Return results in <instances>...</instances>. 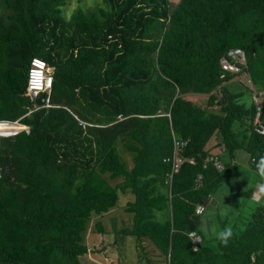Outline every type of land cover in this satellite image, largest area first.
<instances>
[{
	"label": "trees",
	"instance_id": "trees-1",
	"mask_svg": "<svg viewBox=\"0 0 264 264\" xmlns=\"http://www.w3.org/2000/svg\"><path fill=\"white\" fill-rule=\"evenodd\" d=\"M67 1L0 0V119L28 126L0 137V264H100L79 260L89 222L126 191L131 223L119 235L133 237L137 262L264 264V201L234 212L210 201L237 151L255 171L250 158L264 152L251 125L252 90L264 95V0H97L64 18ZM230 47L246 53L247 90L218 77ZM32 57L52 67L55 107L25 92ZM171 132L192 163L166 185ZM214 135L223 158L206 147ZM197 204L205 217L193 221ZM226 226L224 246L215 234Z\"/></svg>",
	"mask_w": 264,
	"mask_h": 264
},
{
	"label": "rangeland",
	"instance_id": "rangeland-1",
	"mask_svg": "<svg viewBox=\"0 0 264 264\" xmlns=\"http://www.w3.org/2000/svg\"><path fill=\"white\" fill-rule=\"evenodd\" d=\"M169 1L175 3L177 0ZM96 4H99L97 0H68L62 7V16L68 18L69 14L74 9L79 7L84 10H89ZM231 83H236L237 86L246 90L249 87L246 78H237V81ZM262 96L263 95L261 94V97ZM205 99L206 95L198 96L195 98V103H204ZM213 137L214 136H212L207 143H209ZM118 153L123 159L128 161V156L122 152L120 147H118ZM126 166H129L127 162ZM257 177L258 175L253 173L246 164L234 162L232 174L221 185L216 196H214L215 198H213L215 203H218L220 211L234 212L237 209L238 211H242L244 207H240L241 204L247 206L260 203L255 201L251 195L256 189V187H254L255 183L252 179H259ZM114 181H112L111 184H113ZM259 183L260 180H258L256 185ZM245 188H247L246 192L244 191ZM132 199L133 195L130 192H118L116 203L112 208L101 216L97 215L92 217L85 236L87 252L79 257L80 261L100 264H144V261H136L138 249L135 248L133 237L126 235L121 238L119 235V230L131 223V213L126 212L124 206L127 201H131ZM207 214H209V208H207ZM204 217L205 216L200 215V219ZM97 220L100 222L103 232L97 231L94 225ZM144 246L148 248L149 244L146 242L144 243ZM148 256L151 258L159 257V255H156L155 253L148 254Z\"/></svg>",
	"mask_w": 264,
	"mask_h": 264
},
{
	"label": "built area",
	"instance_id": "built-area-1",
	"mask_svg": "<svg viewBox=\"0 0 264 264\" xmlns=\"http://www.w3.org/2000/svg\"><path fill=\"white\" fill-rule=\"evenodd\" d=\"M219 66V79H224L227 74H233L238 78H246L248 81V72L246 64V53L243 49L239 47H230L226 49L218 58ZM52 84V67L48 66L46 62L39 57H32L29 60L27 71H26V82H25V92L31 99H39V105L36 108H50L56 105L52 104L50 101V91ZM261 93L258 94L252 90V101L255 107L254 115L252 118V130L254 133L258 134L264 140V123L261 120L260 114L262 109ZM79 124L84 125V122L79 121ZM20 131L28 132V126L22 124L16 120H5L0 119V137H8L15 135ZM172 139V149L171 154L166 161L170 163L169 172L166 174L165 183L170 184L172 174L175 173L182 161H188L192 163L191 159H186L181 156L180 149L185 145L186 141L178 140L175 135L171 132ZM264 156V152L260 155ZM208 160L212 163V166L220 171L223 166L220 160L216 157H209ZM259 160L255 157L250 158L251 163H255ZM200 175L196 176L195 183L199 184ZM202 204H197L194 208V215H196V209ZM197 216V215H196ZM194 230H189L187 236L191 240V248L195 249L198 242H195V237H199ZM208 264V263H200Z\"/></svg>",
	"mask_w": 264,
	"mask_h": 264
},
{
	"label": "clouds",
	"instance_id": "clouds-1",
	"mask_svg": "<svg viewBox=\"0 0 264 264\" xmlns=\"http://www.w3.org/2000/svg\"><path fill=\"white\" fill-rule=\"evenodd\" d=\"M256 173L261 178L262 181H264V156H261L259 160L256 162ZM244 191H247V188L244 189ZM252 198L257 202L264 201V182L259 183L256 187V189L252 192ZM205 213V207L199 206L196 209V215L200 216ZM233 229L231 226H226L223 228V230L217 232L215 234V238L224 246H227L230 239L233 237ZM193 236L195 237V233H193ZM199 237H195V242H198Z\"/></svg>",
	"mask_w": 264,
	"mask_h": 264
},
{
	"label": "crops",
	"instance_id": "crops-1",
	"mask_svg": "<svg viewBox=\"0 0 264 264\" xmlns=\"http://www.w3.org/2000/svg\"><path fill=\"white\" fill-rule=\"evenodd\" d=\"M198 96H201L200 94H188L186 95V98L192 100L193 102H195V98L198 97ZM262 101L264 103V95L262 96ZM217 141H218V137H216L214 135V137L210 140L209 143H207L206 147L207 149H209V151L212 153V154H215V155H218L220 158H223L224 154L222 152V149L220 146L217 145ZM234 162H239V163H242V164H246L247 167H249V169L255 173L256 171L253 170L248 164H247V158H246V154L242 151H237L236 154H235V158L233 160V164ZM257 178L259 179H252V181L255 183L254 184V187H257L256 183H258V180H260V183L264 182L260 179V177L258 176ZM211 203L212 204H215V201L211 198L210 199Z\"/></svg>",
	"mask_w": 264,
	"mask_h": 264
},
{
	"label": "water",
	"instance_id": "water-1",
	"mask_svg": "<svg viewBox=\"0 0 264 264\" xmlns=\"http://www.w3.org/2000/svg\"><path fill=\"white\" fill-rule=\"evenodd\" d=\"M203 205H205V203H203ZM191 219L193 220V221H196L197 220V216L196 215H193L192 217H191ZM194 229V226H193V224H191L190 226H189V228H188V230H193Z\"/></svg>",
	"mask_w": 264,
	"mask_h": 264
}]
</instances>
